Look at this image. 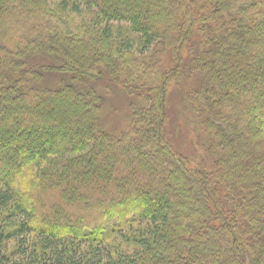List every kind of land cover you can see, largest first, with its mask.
<instances>
[{
    "label": "trees",
    "instance_id": "obj_1",
    "mask_svg": "<svg viewBox=\"0 0 264 264\" xmlns=\"http://www.w3.org/2000/svg\"><path fill=\"white\" fill-rule=\"evenodd\" d=\"M0 264H264V0H0Z\"/></svg>",
    "mask_w": 264,
    "mask_h": 264
},
{
    "label": "rangeland",
    "instance_id": "obj_2",
    "mask_svg": "<svg viewBox=\"0 0 264 264\" xmlns=\"http://www.w3.org/2000/svg\"><path fill=\"white\" fill-rule=\"evenodd\" d=\"M60 78L58 75H50L48 76V80H45L46 82L40 84L39 88H57L59 84L57 82H60V79L57 81V79ZM108 86H112L111 84H108ZM105 99H107V103L105 105L106 109H103V116H104V122L106 127H108V130H110L114 135L123 138L120 134L125 131V129L128 127V122L130 119V112H131V104L136 103L137 101L134 99H130L126 97L122 92L119 90L117 92H114V95L108 93V95H103ZM176 101L175 98H173V101ZM177 103H180V100L177 101ZM175 114L177 115L178 109H174ZM174 121L175 118L173 117ZM179 124L182 128H184V122L180 119ZM174 128V125H173ZM181 128V129H182ZM184 130V129H182ZM184 131L181 132V137L183 139ZM186 153V152H185ZM187 154V153H186ZM98 191V190H97Z\"/></svg>",
    "mask_w": 264,
    "mask_h": 264
}]
</instances>
